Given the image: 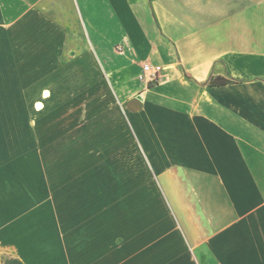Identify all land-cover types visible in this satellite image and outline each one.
Masks as SVG:
<instances>
[{"label":"crops","instance_id":"1","mask_svg":"<svg viewBox=\"0 0 264 264\" xmlns=\"http://www.w3.org/2000/svg\"><path fill=\"white\" fill-rule=\"evenodd\" d=\"M39 1L0 0V264H264V0H73L104 69L135 76L114 154L147 173L116 184L33 175L45 130L10 44Z\"/></svg>","mask_w":264,"mask_h":264},{"label":"rangeland","instance_id":"2","mask_svg":"<svg viewBox=\"0 0 264 264\" xmlns=\"http://www.w3.org/2000/svg\"><path fill=\"white\" fill-rule=\"evenodd\" d=\"M26 16V24L16 28L10 46L16 66L31 69L26 76L31 78V86L26 88L31 94V110L26 107L31 126L45 130L38 152L33 146L34 177L43 174L38 163L47 165L48 172L60 163L65 179L81 183L106 179L116 184L142 178L147 172L126 165L128 156L114 154L120 145H128L117 114L123 115V105L128 107L132 99L135 76L126 69H104L75 1L40 0ZM98 199L101 197L95 199L96 215L103 214L105 206Z\"/></svg>","mask_w":264,"mask_h":264},{"label":"built area","instance_id":"3","mask_svg":"<svg viewBox=\"0 0 264 264\" xmlns=\"http://www.w3.org/2000/svg\"><path fill=\"white\" fill-rule=\"evenodd\" d=\"M159 73V68L151 65L150 63H143L141 66V71L137 75V79L140 83L148 85L158 81Z\"/></svg>","mask_w":264,"mask_h":264},{"label":"trees","instance_id":"4","mask_svg":"<svg viewBox=\"0 0 264 264\" xmlns=\"http://www.w3.org/2000/svg\"><path fill=\"white\" fill-rule=\"evenodd\" d=\"M236 81H237L236 79H233L231 77L225 78V77H222V76H216V77H213V78H209V80L207 81V84L210 85V86H213V85H225V84L233 83V82H236Z\"/></svg>","mask_w":264,"mask_h":264},{"label":"water","instance_id":"5","mask_svg":"<svg viewBox=\"0 0 264 264\" xmlns=\"http://www.w3.org/2000/svg\"><path fill=\"white\" fill-rule=\"evenodd\" d=\"M127 106L129 108H135V107L139 106V100L136 98H132V99L128 100Z\"/></svg>","mask_w":264,"mask_h":264},{"label":"bare ground","instance_id":"6","mask_svg":"<svg viewBox=\"0 0 264 264\" xmlns=\"http://www.w3.org/2000/svg\"><path fill=\"white\" fill-rule=\"evenodd\" d=\"M39 105V104H38Z\"/></svg>","mask_w":264,"mask_h":264}]
</instances>
